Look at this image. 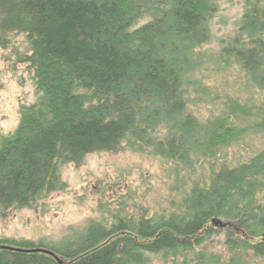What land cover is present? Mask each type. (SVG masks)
<instances>
[{
    "label": "trees",
    "instance_id": "1",
    "mask_svg": "<svg viewBox=\"0 0 264 264\" xmlns=\"http://www.w3.org/2000/svg\"><path fill=\"white\" fill-rule=\"evenodd\" d=\"M155 4L161 7L155 10ZM212 4L0 0V38L15 31L26 35L27 61L41 94L22 111L16 133L0 142V212L29 208L61 190L60 162L113 151L124 139L148 144L168 158L189 159L197 146L213 148L219 139L187 113L183 88L193 50L210 38ZM143 8L154 13L133 29L136 11ZM240 33L221 53L264 84V0H247ZM161 125H167L164 137L156 135ZM255 126L264 132V105ZM255 166L253 159L220 172L208 186L193 189L180 215L168 219L120 220L111 229L94 225L53 246H10L48 249L63 264H144L145 254L192 248L202 232L211 233L214 218H224L257 239L251 248L264 256V207L255 198L263 173ZM0 264L59 262L42 252L1 249Z\"/></svg>",
    "mask_w": 264,
    "mask_h": 264
},
{
    "label": "rangeland",
    "instance_id": "2",
    "mask_svg": "<svg viewBox=\"0 0 264 264\" xmlns=\"http://www.w3.org/2000/svg\"><path fill=\"white\" fill-rule=\"evenodd\" d=\"M210 2L216 7L208 24L210 38L193 50L183 88L187 113L203 128H211L210 135L218 143L210 149L197 146L189 159H180L124 139L113 151L90 153L79 163L60 162L61 190L29 208L0 212V245L53 246L75 239L94 225L111 229L120 220L131 224L142 217L160 221L180 215L183 200L193 189L206 187L220 172L253 159L263 173L256 179L255 198L264 207V132L255 126L264 105V84L243 71L233 57L221 53L241 35L247 0ZM153 8L136 11L139 19L133 29L150 20ZM30 54L24 33L15 31L0 38V142L16 133L22 111L41 97L27 61ZM166 126L157 127L158 137L165 136ZM217 219L234 226L210 223L211 233L202 232L192 248L145 254L144 264H264V256L251 248L257 239L231 220Z\"/></svg>",
    "mask_w": 264,
    "mask_h": 264
},
{
    "label": "water",
    "instance_id": "3",
    "mask_svg": "<svg viewBox=\"0 0 264 264\" xmlns=\"http://www.w3.org/2000/svg\"><path fill=\"white\" fill-rule=\"evenodd\" d=\"M212 223L214 225H218L220 226L221 228H225L227 226H234L233 223H230V222H222L221 220L217 219V218H214L212 220ZM1 249H9V250H15V251H24V252H42V253H46L48 255H51L53 256L54 258H56L59 262V264H63V261L58 257V255H56L54 252L48 250V249H43V248H35V249H18V248H15V247H11V246H7V245H0V250Z\"/></svg>",
    "mask_w": 264,
    "mask_h": 264
}]
</instances>
